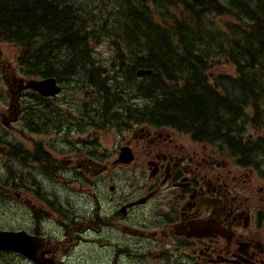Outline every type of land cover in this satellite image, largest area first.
<instances>
[{
	"label": "trees",
	"instance_id": "16d2710c",
	"mask_svg": "<svg viewBox=\"0 0 264 264\" xmlns=\"http://www.w3.org/2000/svg\"><path fill=\"white\" fill-rule=\"evenodd\" d=\"M263 13L250 0H0V42L17 46L12 69L0 47V82L26 87L14 99L0 87V104L17 105L18 125H11L33 136L52 131L49 115L83 127L97 111L117 126L176 121L196 140H223L257 164L252 156L264 157ZM103 42L108 56L97 48ZM221 64L231 73L217 72ZM31 77H55L67 93L54 102L27 86ZM37 142L0 133L3 196L32 180Z\"/></svg>",
	"mask_w": 264,
	"mask_h": 264
},
{
	"label": "flooded vegetation",
	"instance_id": "af4514ba",
	"mask_svg": "<svg viewBox=\"0 0 264 264\" xmlns=\"http://www.w3.org/2000/svg\"><path fill=\"white\" fill-rule=\"evenodd\" d=\"M92 116L79 127L49 115L52 131L40 135L41 153L27 169L32 180L7 197L0 183V203L16 200L31 216L20 229L37 239L28 262L264 264L262 154L248 164L223 140L198 141L176 121L117 126ZM3 165L2 153L7 174Z\"/></svg>",
	"mask_w": 264,
	"mask_h": 264
},
{
	"label": "rangeland",
	"instance_id": "374dc122",
	"mask_svg": "<svg viewBox=\"0 0 264 264\" xmlns=\"http://www.w3.org/2000/svg\"><path fill=\"white\" fill-rule=\"evenodd\" d=\"M0 47L3 49L1 51V56H3L5 61L7 62V67L10 69L16 67L15 63V55L17 46L14 44H3L0 42ZM98 50L104 55L107 56L110 54L109 45L107 42H103L98 46ZM232 66L227 64H221L217 66V72H230L232 70ZM19 87L14 86L13 88H7V92L9 93V97L14 99L18 97L19 94ZM17 114V106L12 103L8 109L5 108L4 104H0V133L6 128L9 133L13 136H16L19 140H26L28 134L24 131H20L17 129H13L10 123L16 121ZM2 128V129H1ZM113 138V136H111ZM32 143V141H31ZM113 143V142H112ZM112 143L110 145H112ZM14 200V199H13ZM16 201V200H15ZM7 202V203H0V227H7L6 229H21L23 225L29 226L31 224V216L25 217L26 210L21 208L17 202ZM23 204V203H21ZM0 264H23L21 260L14 256V255H3V259L0 258ZM26 264V263H25ZM112 264V263H110Z\"/></svg>",
	"mask_w": 264,
	"mask_h": 264
},
{
	"label": "water",
	"instance_id": "95a60500",
	"mask_svg": "<svg viewBox=\"0 0 264 264\" xmlns=\"http://www.w3.org/2000/svg\"><path fill=\"white\" fill-rule=\"evenodd\" d=\"M145 72L139 71L138 74L142 75ZM30 87L38 90L41 94L54 95L60 91L53 79H46L40 82H32ZM37 248V239L35 236L28 234L26 231H1L0 232V249L20 251L30 258L35 257ZM48 264V263H47Z\"/></svg>",
	"mask_w": 264,
	"mask_h": 264
},
{
	"label": "bare ground",
	"instance_id": "6f19581e",
	"mask_svg": "<svg viewBox=\"0 0 264 264\" xmlns=\"http://www.w3.org/2000/svg\"><path fill=\"white\" fill-rule=\"evenodd\" d=\"M232 4H233V6H234L235 8H238V6H237L238 4H236V2H235V1H233V3H232ZM262 11H263V10H262ZM263 14H264V13H263ZM262 18H263V17H262ZM76 79H77V78H76ZM103 90H104V89H103ZM74 92H75V91H74Z\"/></svg>",
	"mask_w": 264,
	"mask_h": 264
}]
</instances>
